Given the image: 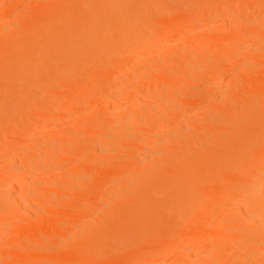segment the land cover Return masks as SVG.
Wrapping results in <instances>:
<instances>
[{"label":"rangeland","instance_id":"obj_1","mask_svg":"<svg viewBox=\"0 0 264 264\" xmlns=\"http://www.w3.org/2000/svg\"><path fill=\"white\" fill-rule=\"evenodd\" d=\"M0 77V264H264V0H0Z\"/></svg>","mask_w":264,"mask_h":264},{"label":"bare ground","instance_id":"obj_2","mask_svg":"<svg viewBox=\"0 0 264 264\" xmlns=\"http://www.w3.org/2000/svg\"><path fill=\"white\" fill-rule=\"evenodd\" d=\"M144 1H145V0H144ZM231 1H232V0H231ZM184 2H185V1H184ZM171 5H172V4H171ZM180 6H181V9H182L183 6H182V5H180ZM150 7H153V6H150ZM186 8H187V7H186ZM258 8H259V7H258ZM86 10H87V9H86ZM86 10H85V12H86ZM152 11H153V10H152ZM126 12H127V11H126ZM139 12H140V11H139ZM142 12H143V11H142ZM132 13H133V12H132ZM173 13H174V12H173ZM185 13H186V12H185ZM185 13H183V14H185ZM79 15H80V13H79ZM83 15H84V14H83ZM125 15H126V14H125ZM198 15H199V14H198ZM64 16H65V15H64ZM84 16H85V15H84ZM123 16H124V15H123ZM131 16H132V15H131ZM133 16H134V15H133ZM202 16H203V15H202ZM190 17H191V15H190ZM167 19H168V18H167ZM127 20H128V19H127ZM168 20H169V19H168ZM175 20H177V18H176ZM146 22H147V21H146ZM144 23H145V22H144ZM191 23H192V22H191ZM125 24H126V23H125ZM185 24H186V23H185ZM192 24H193V23H192ZM113 26H114V25H113ZM185 26H186V25H185ZM183 27H184V26H183ZM186 27H187V26H186ZM188 27H189V26H188ZM181 28H182V27H181ZM124 29H125V28H124ZM180 31H181V30H180ZM120 32H122V31H120ZM183 32H184V31H182L181 33H183ZM186 33H187V32H186ZM125 34H126V33H125ZM123 35H124V34H123ZM132 35H133V34H132ZM132 35H131V36H132ZM161 35H164V34L162 33ZM169 36H170V35H169ZM179 36H180V35H179ZM107 38H108V37H107ZM153 41H154V40H153ZM96 43H97V42H96ZM152 43H153V42H152ZM102 45H104V44H102ZM102 45H101V46H102ZM200 45H201V44H200ZM235 47H236V46H235ZM83 48H84V47H83ZM108 49H109V48H108ZM146 49H148V47H147ZM146 49H145V51H146ZM233 49H234V48H233ZM89 50H90V49H89ZM83 51H84V50H83ZM86 51H87V50H86ZM90 51H91V50H90ZM91 52H93V51H91ZM107 52H108V51H107ZM107 52H106V53H107ZM143 52H144V51H143ZM22 53H23V52H22ZM93 53H94V52H93ZM110 55H111V54H110ZM81 56H82V55H81ZM106 59H107V58H106ZM87 61H88V60H87ZM75 62H76V61H75ZM91 62H92V61H91ZM104 62H105V61H104ZM126 63H127V62H126ZM130 63H131V61H130ZM71 65H72V64H71ZM172 65H173V64H172ZM60 66H61V65H60ZM57 67H58V66H57ZM78 67H80V66H77L76 69H78ZM95 67H97V66H95ZM85 68H86V66H85ZM88 68H91V67H88ZM54 69H55V68H54ZM171 69H172V68H171ZM88 70H89V69H88ZM90 71H91V69H90ZM173 71H175V70H173ZM98 72H99V71H98ZM63 73H64V72H63ZM82 73H83V72H82ZM84 73H85V72H84ZM90 73H91V72H90ZM90 73H89V74H90ZM92 73H93V72H92ZM113 73H114V72H113ZM181 73H182V72H181ZM66 74H67V73H65V75H66ZM39 75H40V74H39ZM54 75H55V73H54ZM70 75H71V74H70ZM73 75H74V74H73ZM79 75H80V74H79ZM87 76H88V74H87ZM87 76H86L85 78H87ZM93 76H94V75H93ZM207 76H208V75H207ZM80 77H81V76H80ZM80 77H78V79H79ZM97 77H98V76H97ZM165 77H166V76H165ZM0 78H1V77H0ZM26 78L29 79L30 77L27 76ZM26 78H23V79L21 80V84H24V83H25V79H26ZM33 78H34V77H33ZM70 78H71V77H70ZM76 78H77V77H76ZM85 78H84V79H85ZM161 78H162V77H161ZM43 79H44V78H43ZM78 79H77V80H78ZM81 79L83 80V78H81ZM81 79H79V80L81 81ZM175 79H176V77H175ZM74 80H76V79L74 78ZM77 80H76V81H77ZM168 80H169V79H168ZM181 80H182V79H181ZM37 81H38V80H37ZM66 81H67V80H66ZM80 81H79V82H80ZM83 81H84V80H83ZM95 81H96V80H95ZM67 82H68V81H67ZM85 82H86V81H85ZM204 82H205V81H204ZM70 83H72V82H70ZM70 83H69V84H70ZM86 84H88V83L86 82ZM72 85H73V84H72ZM75 85H76V84H75ZM105 85H106V84H105ZM201 85H203V84H201ZM59 86H60V85H59ZM85 86H86V85H85ZM41 87H42V86H41ZM57 87H58V86H57ZM80 87H82V86H80ZM98 87H99V86H98ZM105 87L107 88V86H105ZM201 87H202V86H201ZM42 88H43V87H42ZM77 88H78V87H77ZM19 90H21V89H19ZM109 90H110V89H109ZM51 91H52V90H49V92H51ZM37 92H38V91H36L35 93H37ZM67 92H69V91L67 90ZM67 92H66V93H67ZM197 92H198V91H197ZM5 93H8V92H5ZM73 93H74V92H73ZM73 93H72V94H73ZM25 94H26V93H25ZM37 94L39 95V93H37ZM58 94H60V93H58ZM69 94H70V97H72V96H71L72 94H71V93H69ZM91 94H92V93H91ZM104 94H105V93H104ZM52 95H53V94H52ZM52 95H51V96H52ZM46 96H47V94H46ZM56 96H58V95H56ZM62 96H65V94H63ZM49 97H50V96H48V97H46V98H49ZM110 97H112V96H110ZM68 98H69V97H68ZM43 99H45V97H44ZM109 101H110V100H109ZM141 101H142V100H141ZM55 102H56V101H55ZM84 102H85V101H84ZM84 102H83V104H84ZM2 103H3V102H2ZM21 104H22V103H21ZM57 105H58V104H57ZM60 105H61V104H60ZM68 106H69V105H68ZM69 107H70V106H69ZM71 107H72V106H71ZM260 107H261V106H260ZM12 108H13V107H12ZM8 110H9V109H8ZM27 110H28V109H27ZM58 110H59V109H58ZM16 111H17V110H16ZM250 113L252 114V112H250ZM250 113H249V114H250ZM24 114H25V113H24ZM45 114H47V113H45ZM16 115H17V114H16ZM252 115H253V114H252ZM252 115H251V116H252ZM239 116H241V115H239ZM22 118H23V117H22ZM97 118H98V117H97ZM2 120H3V122H4V119H2ZM153 120H154V119H153ZM223 120H224V119H223ZM235 121H237V120H235ZM46 122H47V121H46ZM187 122H188V121H187ZM231 122H232V121H231ZM4 123H5V122H4ZM49 123H50V121H49ZM110 123H111V122H110ZM234 123H235V122H234ZM249 123H250V122H249ZM19 124H20V122H19ZM250 124H251V123H250ZM40 126H42V125H39V127H40ZM188 126H189V125H188ZM226 126H227V125H226ZM228 126H229V125H228ZM30 129H33V128H30ZM37 129H38V128H37ZM38 130H39V129H38ZM187 130H188V129H187ZM218 130H220V129H218ZM222 131H223V130H222ZM260 132H261V131H260ZM35 133H37V132H35ZM106 133H107V132H106ZM250 133H251V132H250ZM220 134H221V133H220ZM252 135H254V134H252ZM247 136H248V135H247ZM10 137H11V136H10ZM12 137H13V136H12ZM12 137H11V138H12ZM28 137H29V136H28ZM202 137H203V136H201V138H202ZM250 137H251V136H250ZM256 137H257V136H256ZM18 138H19V137H18ZM18 138H17V141H18ZM33 138H35V137H33ZM33 138H32V139H33ZM219 138H220V137H219ZM248 138H249V137H248ZM251 138H252V137H251ZM12 139H14V138H12ZM22 139H23V138H22ZM222 139H223V138H222ZM249 139H250V138H249ZM19 140H20V138H19ZM25 140H26V139H25ZM204 140H205V139H204ZM211 140H213V138H212ZM26 141H27V140H26ZM26 141H25V142H26ZM191 141H192V140H191ZM197 141H198V140H197ZM199 141H200V140H199ZM6 142L8 143V141H6ZM187 142H188V141H187ZM200 142H201V141H200ZM188 143H189V142H188ZM197 143H198V142H197ZM2 144H3V143H2ZM12 144H13V143H12ZM20 144H24V142H23V143H20ZM182 144H183V143H182ZM220 144H221V143H220ZM10 145H11V144H10ZM184 145H186V143H184ZM198 145H199V144H198ZM4 146H5V145H4ZM17 146H18V144H17ZM199 146H200V145H199ZM202 146H203V145L201 144V147H202ZM213 146H214V145H213ZM222 146H223V145H222ZM8 147H11V146H8ZM20 147H21V146H20ZM183 147H184V146H183ZM183 147H182V148H183ZM207 147H208V146H207ZM210 147H211V145H210ZM1 148H2V147H1ZM1 148H0V149H1ZM205 148H206V147H205ZM2 149H3V148H2ZM2 149H1V150H2ZM186 149H187V148H186ZM222 149H223V148H222ZM1 150H0V151H1ZM3 150H4V149H3ZM13 150H14V149H13ZM194 150H195V149H194ZM226 150H227V149H226ZM222 151H224V150H222ZM11 152H14V151H11ZM220 152H221V151H220ZM0 154H2V151L0 152ZM218 154H219V153H218ZM186 155H187V154H186ZM6 156H7V154H6ZM6 156H5V157H6ZM206 156H207V155H206ZM11 157H12V156H11ZM178 157H179V159L181 160V158H180L181 156H178ZM187 157H188V155H187ZM20 158H21V157H20ZM183 158H184V157H183ZM188 158H189V157H188ZM191 158H192V157H191ZM192 159H193V158H192ZM262 159H263V158H262ZM19 160H20V159H19ZM166 160H167L166 163L168 162L167 164H169V162L171 161V159H167V158H166ZM197 160H198V159H197ZM204 160H206V159H204ZM204 160H203V161H204ZM14 161H15V160H14ZM14 161H13V163H14ZM164 161H165V159H164ZM174 161H175V160H173L172 162H174ZM15 162H16V161H15ZM25 162H26V161H25ZM199 162H200V161H199ZM254 162H255V161H254ZM13 163H11V165H12ZM17 163H20V162H17ZM101 163H103V162H101ZM161 163H162V162H161ZM191 163H192V162H191ZM197 163H198V161H197ZM204 163H206V161H204ZM14 164H15V163H14ZM14 164H13V166H14ZM163 164H164V163H163ZM189 164H190V163H189ZM198 164H199V163H198ZM15 165H16V164H15ZM150 165H151V164H150ZM165 165H166V164H165ZM172 165H173V164H172ZM175 165H176V164H175ZM177 165H178V164H177ZM203 165H204V164H203ZM16 166H17V165H16ZM161 166H162V165H161ZM181 166H182V165H181ZM248 166H249V165H248ZM117 167H119V166H117ZM120 167H121V166H120ZM162 167H163V166H162ZM25 168H26V167H25ZM158 168H159V167H158ZM164 168H168V166H165ZM164 168H162V169H164ZM179 168H180V167H179ZM196 168H197V167H196ZM14 169H15V168H14ZM152 169H153V168H152ZM169 169H170V168H169ZM180 169H181V168H180ZM12 170H13V169H12ZM12 170H11V172H9L10 174H11V173H15V171H12ZM115 170H116V168H115ZM154 170H156L155 167H154ZM201 170H202V169H201ZM254 170H255V168H254ZM24 171H25V170H24ZM170 171H171V169H170ZM192 171H193V170H192ZM194 171H196V170H194ZM194 171H193V172H194ZM197 171H198V170H197ZM140 172H141V171H140ZM143 172H144V171H143ZM143 172H142V173H143ZM150 172L153 173L154 171H150ZM155 172H157V171H155ZM174 172H175V171H174ZM204 172H205V171H204ZM147 173H148V172H147ZM147 173L145 174V172H144L145 175H147ZM162 173H163V171H162ZM199 173H200V172H199ZM253 173H254V172H253ZM15 174H16V173H15ZM140 174H141V173H140ZM149 174H150V173H149ZM166 174H167V173H166ZM259 174H260V173H259ZM137 175H139V174L137 173ZM183 175H184V174H183ZM257 175H258V174H257ZM9 176H10V175H9ZM102 176H103V175H102ZM230 176H231V175H230ZM13 177H14V176H13ZM150 177H151V176H150ZM158 177H159V176H158ZM161 177H162V176H161ZM168 177H169V176H168ZM168 177H167V178H168ZM228 177H229V176H228ZM240 177H241V176H240ZM247 177H248V176H247ZM250 177H251V176H250ZM8 178H9V177H8ZM21 178H22V177H21ZM27 178H28V177H27ZM143 178H147V177L144 176ZM234 178H235V176H234ZM244 178H246V177H244ZM23 179H25V178H23ZM23 179H22V180H23ZM157 179H158V178H157ZM173 179H174V178H173ZM232 179H233V178H232ZM239 179H240V178H239ZM19 180H20V179H19ZM22 180H20V181H22ZM147 180H148V179H147ZM150 180H151V179H150ZM164 180H165V179H164ZM170 180H172V179H170ZM241 180H242V179H241ZM139 181H141V180H139ZM139 181H138V182H139ZM148 181H149V180H148ZM166 181H167V180H166ZM235 181H236V180H235ZM237 181H238V180H237ZM245 181H246V180H244L243 183H244ZM247 181H248V180H247ZM261 182H262V181H261ZM101 183H103V182H101ZM101 183H99V184H101ZM139 183H140V182H139ZM152 183H154V182L152 181ZM155 183H158V182H155ZM159 183H160V182H159ZM243 183L240 182V183L238 184V187H236V185H235V187H232L231 189L235 188L234 191L237 192L236 188H239V185H241V184L244 186ZM184 184H185V183H184ZM188 184H189V183H188ZM230 184H231V183H230ZM145 185H146V184H145ZM152 185L154 186V184H152ZM155 185H156V184H155ZM179 185H180V184H179ZM233 185H234V184H233ZM257 185H258V184H257ZM225 186H226V185H225ZM247 186H248V185H247ZM12 187H14V186H12ZM33 187H34V186H33ZM99 187H100V186H99ZM149 187H150V186H148V189H150ZM180 187H183V185L180 186ZM240 187H242V186H240ZM244 187H245V186H244ZM27 188H28V187H27ZM104 188H105V187H104ZM171 188H172V187H171ZM242 188H243V187H242ZM16 189H17V188H16ZM146 189H147V188H146ZM148 189H147V190H148ZM147 190H146V191H147ZM241 190H242V189H241ZM100 191H101V190H100ZM229 191H230V190H229ZM229 191H228V192H229ZM10 192H13V191H10ZM98 192H99V189H98ZM143 192H144V191H143ZM235 192H234V193H235ZM100 193H101V192H100ZM138 193H140V192L138 191ZM223 193H224V191H223ZM230 193H231V192H230ZM232 193H233V191H232ZM140 194H141V193H140ZM235 194H236V193H235ZM101 195H102V194H101ZM225 195H226V194H225ZM227 195H228V194H227ZM241 196H242V192H241ZM6 197H7V196H6ZM6 197H5V198H6ZM139 197H140V196H139ZM139 197H138V199L136 198V201L139 200V199H141V198L143 199V197H140V198H139ZM229 197H231V196H229ZM0 198H1V197H0ZM231 198H232V197H231ZM163 199L165 200V198H163ZM250 199H251V198H250ZM3 200H4V199H3ZM7 200H8V199H7ZM97 200H98V199H96V201H97ZM168 200H169V199H168ZM215 200H216V199H215ZM230 200H231V199H230ZM160 201H161V200H160ZM216 201H217V200H216ZM138 202H139V201H138ZM165 202H166V201H165ZM214 202H215V201H214ZM219 202H220V201H219ZM144 203H145V202H144ZM261 203H262V202H261ZM2 204H3V203H2ZM6 204H7V203H6ZM155 204H156V203H155ZM173 205H174V204H173ZM128 207H129V206H128ZM128 207H127V208H128ZM131 207H132L133 209L136 208V207H134L133 205H132ZM210 207H211V206H210ZM214 207H216V205H215ZM217 207H218V206H217ZM4 208H5V207H4ZM162 208H163V206H162ZM236 208H237V207H236ZM128 209H129V208H128ZM214 209H216V208H214ZM219 209H220V208H219ZM7 211H8V210H7ZM7 211H5V212L7 213ZM0 212H1V211H0ZM1 213H2V212H1ZM151 213H152V212H151ZM207 213H208V212H207ZM216 213H217V212H216ZM239 213H240V212H239ZM242 213H243V212H242ZM123 214H124V209H123ZM152 214H153V213H152ZM124 215H126V214H124ZM164 216H165V215H164ZM207 216H209V215H207ZM125 217H126V216H125ZM127 217H129V216L127 215ZM67 218H68V217H67ZM129 218H130V217H129ZM1 219H2V218H1ZM168 219H170V217H168ZM203 219H204V218H203ZM258 219H259V218H258ZM261 219H263V218H261ZM257 221H258V220H257ZM263 221H264V220H263ZM198 223H199V222H198ZM259 223H260V222H259ZM112 224H114V223H112ZM172 225H173V224H172ZM108 226H109V225H108ZM206 226H208V225H206ZM260 226H261V225H260ZM112 227H113V225H112ZM112 227H111V228H112ZM128 227H129V226H128ZM192 227H193V226H192ZM62 228H64V227H62ZM109 228H110V227H109ZM126 228H127V227H126ZM190 228H191V226H190ZM194 228H195V227H194ZM261 228H262V227H261ZM197 229H200V228H198V226H197ZM197 229H196V230H197ZM191 230H192V229H191ZM208 230H209V229H208ZM263 230H264V229H263ZM127 231H129V230H127ZM134 231H135V230H134ZM186 231H187V230H185V232H186ZM113 232H114V231H113ZM115 232H116V231H115ZM195 232H196V231H195ZM197 232H198V231H197ZM207 232H208V231H207ZM64 233H65V232H64ZM64 233H62V236H64V235H63ZM68 233H69V232H68ZM188 233H189V232H188ZM113 234H114V233H113ZM113 234H112V235H113ZM115 234H116V233H115ZM118 234H119V232H118ZM210 234H211V233H210ZM234 234H235V233H234ZM59 235H60V234H59ZM65 235H66V234H65ZM96 235H97V234H96ZM116 235H117V234H116ZM185 235H186V234H184V236H185ZM188 235H189V234H188ZM57 236H58V235H57ZM202 236H203V235H202ZM64 237H65V236H64ZM96 237H97V236H96ZM185 237H186V236H185ZM205 237H206V236H205ZM232 237H233V236H232ZM66 238H67V237H66ZM93 238H94V237H93ZM182 238L184 239L183 236H182ZM196 238H197V236H195V239H196ZM198 238H199V237H198ZM56 239H57V238H56ZM195 239H193V240L195 241ZM199 239H200V238H199ZM53 240H54V239H53ZM165 240H166V239H165ZM177 240H178V238H177ZM54 241H56V240H54ZM64 241H65V240H64ZM178 241H180V240H178ZM184 241H186V240H184ZM187 241H188V240H187ZM201 241H202V240H201ZM59 242H60V241H59ZM170 242H171V241H170ZM196 242H197V241H196ZM219 242H220V241H219ZM175 243H176V241H175ZM189 243H190V242H189ZM62 244H63V243H62ZM84 244H85V243H84ZM150 244H151V243H150ZM185 244H187V243H185ZM190 244H191V243H190ZM215 244H216V243H215ZM219 244H220V243H219ZM221 244H222V243H221ZM51 245H52V244H51ZM91 245H92V244H91ZM202 245H203V244H202ZM231 245H232V244H231ZM69 246H70V244H69ZM73 246H74V245H73ZM102 246H103V245H102ZM109 246H110V245H109ZM160 246H162V244H161ZM160 246H159V247H160ZM169 246H170V245H169ZM184 246H185V245H184ZM186 246H187V245H186ZM222 246H224V244H223ZM70 247H71V246H70ZM76 247L79 248L78 246H76ZM88 247H89V246H88ZM159 247H158V248H159ZM164 247H165V246H164ZM57 248H59V246H57ZM72 248H73V247H71V249H72ZM103 248H104V247H103ZM158 248H157V249H158ZM166 248H167V247H166ZM169 248H170V247H169ZM186 248H187V247H186ZM191 248H192V247H191ZM221 248H222V247H221ZM228 248H229V247H228ZM228 248H227V249H228ZM59 249H60V248H59ZM111 249H112V248H111ZM154 249H155V248H154ZM47 250H49V249H47ZM52 250H54V252H55L56 249H53V248H52ZM67 250H68V248L66 249V251H67ZM102 250H103V249H102ZM197 250H198V249H197ZM234 250H235V249H234ZM58 251H60V250H58ZM78 251H79V250H78ZM108 251H109V249H108ZM216 251H217V250H216ZM225 251H226V250H225ZM250 251H251V250H250ZM64 252H65V251H64ZM64 252H63V253H64ZM151 252H152V251H151ZM159 252H160V251H159ZM161 252H163V251L161 250ZM233 252H234V251H233ZM56 253H57V252H56ZM75 253H76V252H75ZM230 253H231V252H230ZM72 254H73V253H72ZM109 254H110V253H109ZM115 254H116V253H115ZM151 254H152V253H151ZM151 254H150V255H151ZM153 254H154V253H153ZM155 254H158V253L155 252ZM166 254H167V253H166ZM219 254H220V253H219ZM219 254H218V255H219ZM55 255H56V254H55ZM59 255H60V254H59ZM62 255H63V254H62ZM70 255H71V254H70ZM70 255H69V254H68V255L65 254V256H68V259H69V260H70V257H69ZM220 255H221V254H220ZM119 256H120V255H119ZM152 256H154V255H152ZM156 256H157V255H156ZM186 256H188V254H186ZM186 256H185V257H186ZM216 256H217V255H216ZM103 257H104V256H103ZM115 257L118 258L117 255L114 256V258H115ZM150 257H151V256H150ZM150 257L148 256V258H150ZM154 257H155V256H154ZM154 257H153V258H154ZM56 258H57V257H56ZM58 258L60 259L61 257L59 256ZM58 258L56 259V261L59 260ZM65 258H66V257H65ZM65 258H63V259L66 260ZM98 258H100V257H98ZM156 258H157V257H156ZM156 258H155V259H156ZM63 259H62V260H63ZM109 259H110V258H109ZM142 259H143V258H142ZM151 259H152V258H151ZM64 260H63V261H64ZM99 260H100V259H99ZM148 261H149V259H148ZM150 261H151V260H150ZM152 261H153V260H152ZM61 262H62V261H61ZM71 262H72V261H71ZM102 262H103V261H102ZM109 262H110V261H109ZM214 262H215V260H214ZM222 262H223V261H222ZM241 262H242V261H241ZM116 263H117V262H116ZM147 263L150 264L151 262H147ZM249 263H250V262H249ZM74 264H75V263H74ZM102 264H104V263H102ZM215 264H216V263H215Z\"/></svg>","mask_w":264,"mask_h":264}]
</instances>
